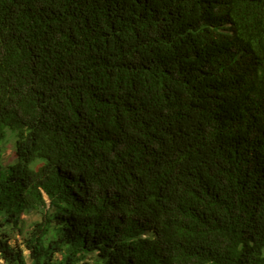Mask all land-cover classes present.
Wrapping results in <instances>:
<instances>
[{"label":"trees","instance_id":"16d2710c","mask_svg":"<svg viewBox=\"0 0 264 264\" xmlns=\"http://www.w3.org/2000/svg\"><path fill=\"white\" fill-rule=\"evenodd\" d=\"M0 257L264 264V0H0Z\"/></svg>","mask_w":264,"mask_h":264},{"label":"rangeland","instance_id":"374dc122","mask_svg":"<svg viewBox=\"0 0 264 264\" xmlns=\"http://www.w3.org/2000/svg\"><path fill=\"white\" fill-rule=\"evenodd\" d=\"M14 135L15 134L11 131V129L8 130V136ZM9 136V137H10ZM14 136H11L7 141L3 143L2 147V156H3V166L4 169H6L10 164L14 163L16 160V153H15V148H16V141ZM40 218V214L36 212H30L26 214L25 220L26 223L29 225L36 221L37 219ZM4 260L0 257V263H4Z\"/></svg>","mask_w":264,"mask_h":264}]
</instances>
